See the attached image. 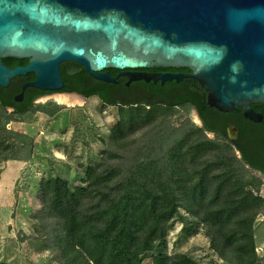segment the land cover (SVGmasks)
<instances>
[{
	"label": "trees",
	"instance_id": "1",
	"mask_svg": "<svg viewBox=\"0 0 264 264\" xmlns=\"http://www.w3.org/2000/svg\"><path fill=\"white\" fill-rule=\"evenodd\" d=\"M4 64L14 68L27 65L28 60L7 59ZM107 71L113 77L119 73L115 69ZM148 71L190 72L186 68ZM61 75L63 92L87 99L96 96L104 104L120 105L121 119L112 129L116 144L148 127L158 115V105H189L198 111L204 127L195 128L201 135L197 142H189L192 135L185 133L176 147L170 148L167 162L152 159V149L153 154L135 159L127 172L107 163L88 166L83 182L86 186L71 189L60 177L42 180V212L52 221L51 238L60 253V264H143L149 257L153 264H197L185 255L167 253L170 224L181 208L201 215L211 248L226 264L259 263L253 226L264 210V198L246 189L241 173L228 163L229 158L204 160L216 144L203 136L217 131L241 154L239 162L243 166L264 173V136H260L264 134V122L241 124L240 141L234 146L224 125L232 119L240 120L241 110L224 113L210 107L207 92L192 78L164 85L139 81L127 87L123 80L118 85L98 81L73 62L61 65ZM35 78L34 74L17 77L8 88L0 87L1 107L23 115L32 110L35 98L52 93L28 88L26 102L18 104L14 98L21 93L22 85ZM253 107L264 114V104ZM6 133L21 139L16 152L28 149L29 156L33 155V139L11 130ZM10 147L0 138L1 161L9 159L5 153ZM109 158L120 157L109 153Z\"/></svg>",
	"mask_w": 264,
	"mask_h": 264
},
{
	"label": "water",
	"instance_id": "2",
	"mask_svg": "<svg viewBox=\"0 0 264 264\" xmlns=\"http://www.w3.org/2000/svg\"><path fill=\"white\" fill-rule=\"evenodd\" d=\"M7 59L28 64L10 68ZM67 62L111 84L192 78L210 107L259 123L251 106L264 104V0H0V87L36 77L16 102L28 88L86 99L63 92ZM153 68L190 72H144Z\"/></svg>",
	"mask_w": 264,
	"mask_h": 264
},
{
	"label": "rangeland",
	"instance_id": "3",
	"mask_svg": "<svg viewBox=\"0 0 264 264\" xmlns=\"http://www.w3.org/2000/svg\"><path fill=\"white\" fill-rule=\"evenodd\" d=\"M57 95L39 98L32 110L23 115L0 105V138L12 146L5 153L9 159L4 162L0 159V179H6L10 185L8 191L0 189V263L3 264H60V253L53 247L51 238L52 221L42 212L41 186L37 192L40 179H49L43 177L70 178L69 185L86 186L83 182L88 166L107 163L127 172L135 159L153 154L152 149L155 151L152 159L169 161L170 148L176 147L185 133L192 135L191 143L201 139L195 128L202 125L193 107L158 105V115L148 127L116 144L112 129L121 119L119 104L107 105L93 96L79 97L75 105L66 106L55 101ZM7 130L33 139V155L29 156L28 149L16 152L21 139L8 135ZM203 138L216 144L205 161L229 158L228 163L241 173L246 189L264 198V174L243 166L239 152L228 141L208 133ZM109 153L120 158L112 160ZM71 185V189L75 188ZM200 217L183 208L179 210L170 224L167 253L185 255L197 264H226L211 248L208 230ZM253 227L258 264H264V210L254 220ZM143 264H153L152 258Z\"/></svg>",
	"mask_w": 264,
	"mask_h": 264
},
{
	"label": "flooded vegetation",
	"instance_id": "4",
	"mask_svg": "<svg viewBox=\"0 0 264 264\" xmlns=\"http://www.w3.org/2000/svg\"><path fill=\"white\" fill-rule=\"evenodd\" d=\"M144 72H147V73H155V72L148 71V70H144ZM159 73H160V72H159ZM117 75H118V74H117ZM115 77H117V76H115ZM96 80H97V79H96ZM122 80H123V81H126V86H127L128 78L125 77V76H121V77L117 78V83H115V84H116V85L120 84L119 81L122 82ZM98 81H100V80H98ZM101 82H102V81H101ZM137 82H139V81H137ZM133 83H134V82H133ZM133 83H131L130 85H132ZM130 85H129V86H130ZM129 86H127V87H129ZM85 87H87V86H85ZM89 88H90V86H89ZM50 94H53V93H50ZM46 95H48V94H46ZM43 96H45V95H42L41 97H43ZM41 97H37V98H35L34 101H33V103H34L35 101H37L39 98H41ZM114 97L120 98V97H121V94H115ZM25 100H26V96H25V93H24V98H23V100H22L21 102H17V103L20 104V105H22L23 103L26 102ZM251 107L254 109L255 112H257V113H259V114H261V115L263 116V119L261 120V122H259V123H255V122H253V121L248 120V119L244 116L242 110L239 109V110H241V113H242V115H243L242 118H241L240 120L232 119V120L228 121V122L224 125V129H225V131L227 132L228 139L230 140V142H231L232 144H234V146H235V141H240L241 132H242V126H241V124H244V125H250V123H253V124L261 125V124H263V122H264V114H263L262 112H260L259 110L255 109V108L253 107V105H252ZM12 110H13V109H12ZM237 111H238V110H237ZM13 112H14V110H13ZM231 112H232V111H231ZM228 113H230V112H228ZM196 114L198 115L199 119L202 121V119H201L200 116H199L198 111H196ZM203 127H204V123H203V121H202V128H203ZM207 133H208V134H213V135L218 136L219 138H221L220 135H219L220 133H218L217 131H215V132H207ZM260 136H264V134L261 133ZM247 167H248V166H247ZM248 168H249V167H248ZM256 172L261 173V174H264L262 171H256Z\"/></svg>",
	"mask_w": 264,
	"mask_h": 264
},
{
	"label": "bare ground",
	"instance_id": "5",
	"mask_svg": "<svg viewBox=\"0 0 264 264\" xmlns=\"http://www.w3.org/2000/svg\"><path fill=\"white\" fill-rule=\"evenodd\" d=\"M79 97L80 96L74 94H58L57 97H55V101L61 105L73 106L78 102Z\"/></svg>",
	"mask_w": 264,
	"mask_h": 264
},
{
	"label": "crops",
	"instance_id": "6",
	"mask_svg": "<svg viewBox=\"0 0 264 264\" xmlns=\"http://www.w3.org/2000/svg\"><path fill=\"white\" fill-rule=\"evenodd\" d=\"M49 175V174H48ZM55 177H60V176H55V175H49L47 177H43V178H46V179H50V178H55ZM63 178V177H61ZM65 179V178H64ZM43 180V179H42ZM42 180L40 179V182H39V186H38V190L37 192L40 190L39 187H40V184L42 182ZM67 181L71 182L70 178H66ZM71 185V184H70ZM9 184L6 183V179L2 180L0 179V189L4 190V191H8V188H9ZM72 186V185H71ZM78 185L76 186H72V187H77Z\"/></svg>",
	"mask_w": 264,
	"mask_h": 264
}]
</instances>
